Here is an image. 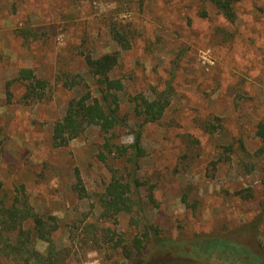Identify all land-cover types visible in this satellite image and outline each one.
<instances>
[{
  "label": "rangeland",
  "instance_id": "1",
  "mask_svg": "<svg viewBox=\"0 0 264 264\" xmlns=\"http://www.w3.org/2000/svg\"><path fill=\"white\" fill-rule=\"evenodd\" d=\"M235 7L230 22L207 0H0V183L9 196L24 190L38 212L57 216L63 264H133L134 255L115 244L143 231L133 221L142 216L181 252L167 251L160 264H264V154L256 135L264 119V0ZM113 25L129 49L115 41ZM115 51L112 77L124 84L120 111L128 126L116 129L114 142H133L135 96L167 91L170 103L143 130L142 212L105 219L100 194L112 169L124 166L107 152L99 159L110 134L92 126L62 147L52 135L69 101L98 86L85 56ZM22 68L47 82L43 99L25 98V83L14 81ZM229 144L235 151L228 155ZM78 173L84 197L75 189ZM250 225L256 241L248 239ZM202 235L247 239L261 255L228 241L206 245Z\"/></svg>",
  "mask_w": 264,
  "mask_h": 264
},
{
  "label": "trees",
  "instance_id": "2",
  "mask_svg": "<svg viewBox=\"0 0 264 264\" xmlns=\"http://www.w3.org/2000/svg\"><path fill=\"white\" fill-rule=\"evenodd\" d=\"M230 22L236 19V4L240 0H207ZM113 38L123 49H129L131 42L128 36L116 26L111 27ZM119 51L105 53L99 57L85 56V62L90 78L96 80L97 88L89 89L83 95L73 97L67 106L62 119L55 122L53 127V144L56 147L68 145L72 140L82 136L90 127L98 126L100 130L110 136H105L103 151L99 154L101 161H106L107 153L114 154L115 158H121L123 169H112V178L105 191L100 194L99 203L102 208L101 217L105 219L115 218L125 212L139 214L143 210L141 188L145 182L139 176L141 160L146 155L142 145L143 130L146 125L158 121L169 106L168 92L164 91L160 97L149 99L144 95L133 98L134 112L140 118L138 129L132 130L133 142L130 144H117L113 141L115 131L119 127L128 126L127 118L121 114L119 93L124 89L121 79L113 78L112 72L119 64ZM75 79V78H74ZM14 81H20L26 85L25 98L34 100L43 99L47 88V82L38 78L34 69L22 68ZM71 81V80H69ZM12 83L9 82L8 85ZM65 84L70 86L69 82ZM220 119V118H218ZM209 129L213 131L210 128ZM256 135L261 141L259 154H264V119L256 125ZM233 144L225 147L226 154L234 152ZM107 152V153H106ZM78 181L75 189L81 197L86 196L83 181L77 174ZM0 183V260L11 259L16 264H63L65 256L58 249L54 240V233L59 228L57 216L41 214L31 204L24 190H18L19 194L9 196L4 192ZM21 194V195H20ZM150 200L153 197L150 196ZM154 201V200H153ZM137 225L144 223L143 231L137 233L129 244L120 238L116 241L115 248H121L126 257L134 255L133 264H160L157 259L169 254H181L180 250L168 248L172 240L161 237L159 231L153 230L145 216L141 219L134 218ZM95 225L86 224L85 229ZM252 232L248 239L256 241L253 225L249 227ZM206 245L209 243L220 244L228 241L238 244L242 251H250L255 255H261L258 245L249 243L247 239L242 241L228 240L223 236L201 237ZM42 240L48 244L45 252L37 248V241ZM124 243V244H123ZM169 243V244H168ZM152 249V250H151ZM148 253H152L150 260H143ZM137 254V255H135ZM260 259L263 261L261 255ZM264 262V261H263Z\"/></svg>",
  "mask_w": 264,
  "mask_h": 264
}]
</instances>
